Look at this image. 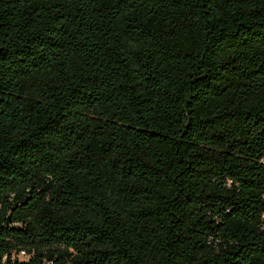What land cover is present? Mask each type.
I'll list each match as a JSON object with an SVG mask.
<instances>
[{"label": "trees", "instance_id": "16d2710c", "mask_svg": "<svg viewBox=\"0 0 264 264\" xmlns=\"http://www.w3.org/2000/svg\"><path fill=\"white\" fill-rule=\"evenodd\" d=\"M0 264H264V0H0Z\"/></svg>", "mask_w": 264, "mask_h": 264}, {"label": "built area", "instance_id": "2783aa9c", "mask_svg": "<svg viewBox=\"0 0 264 264\" xmlns=\"http://www.w3.org/2000/svg\"><path fill=\"white\" fill-rule=\"evenodd\" d=\"M18 257L28 259V255L24 251H20L19 254L17 255Z\"/></svg>", "mask_w": 264, "mask_h": 264}]
</instances>
